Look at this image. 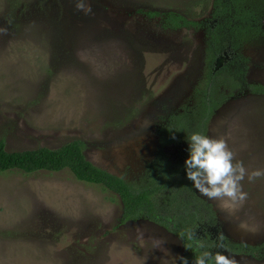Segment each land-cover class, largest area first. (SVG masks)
Segmentation results:
<instances>
[{
    "label": "rangeland",
    "instance_id": "1",
    "mask_svg": "<svg viewBox=\"0 0 264 264\" xmlns=\"http://www.w3.org/2000/svg\"><path fill=\"white\" fill-rule=\"evenodd\" d=\"M84 2L88 14L77 11L76 0H0V141L20 152L80 140L89 162L134 186L152 176L160 156L185 176L188 146L161 140L159 130L194 106L207 38L202 28L168 29L144 12L203 23L213 0ZM240 53L245 83L214 113L205 135L224 138L234 163L251 172L264 170V95L246 89L264 87V10L259 34ZM229 58L223 52L215 68ZM241 183L248 196L231 214L191 184L214 215L192 235L212 243L213 256L264 264V177ZM121 219L115 194L69 170L0 173V264H182L179 257L191 252L161 226ZM226 242L250 246L254 256L229 253Z\"/></svg>",
    "mask_w": 264,
    "mask_h": 264
},
{
    "label": "trees",
    "instance_id": "2",
    "mask_svg": "<svg viewBox=\"0 0 264 264\" xmlns=\"http://www.w3.org/2000/svg\"><path fill=\"white\" fill-rule=\"evenodd\" d=\"M263 10L264 0H213L211 16L203 23L174 12H144L148 18L160 19L162 26L168 29L202 28L207 38L205 76L195 90V104L169 118L159 130L161 140L181 142L189 150L190 136L193 133L205 135L214 113L227 102L233 90L243 87L246 61L240 51L244 44L259 34ZM225 51L230 58L217 70L215 62ZM221 86L229 90L228 95L220 91ZM246 89L253 95H264L263 86L246 85ZM84 149L82 141L73 140L57 149L8 152L1 140L0 173L12 170L24 174L69 170L76 180L101 186L115 194L122 205L121 222L148 220L183 239L185 246L191 248L186 256L188 264H193L204 251L209 252L212 243L192 234L204 223L213 224L214 215L209 207L191 194L192 182L187 175H180L178 166L160 156L152 168V176L143 184L134 186L94 166L86 159ZM201 244L203 248L199 247ZM224 249L235 255L254 256L255 252L250 246L227 242Z\"/></svg>",
    "mask_w": 264,
    "mask_h": 264
},
{
    "label": "clouds",
    "instance_id": "3",
    "mask_svg": "<svg viewBox=\"0 0 264 264\" xmlns=\"http://www.w3.org/2000/svg\"><path fill=\"white\" fill-rule=\"evenodd\" d=\"M77 11L88 14L92 11L84 0H76ZM189 156L185 161L187 179L194 188L209 200L218 202V206L228 213L238 210L246 201L248 194L243 191L242 181L247 177L254 181L264 177V170L256 169L251 172L243 165L242 161L235 160V153L228 147L224 138H215L193 133L188 139ZM245 225L241 224V228ZM191 239V235H189ZM222 240L223 237L221 236ZM159 243V241L157 242ZM199 247L203 248L201 244ZM223 247V244L219 245ZM182 264H188L185 257H179ZM237 264L236 260L221 252L212 253L204 251L193 264Z\"/></svg>",
    "mask_w": 264,
    "mask_h": 264
}]
</instances>
